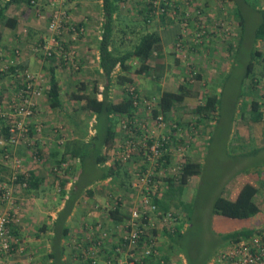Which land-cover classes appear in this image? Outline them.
<instances>
[{
  "label": "rangeland",
  "instance_id": "374dc122",
  "mask_svg": "<svg viewBox=\"0 0 264 264\" xmlns=\"http://www.w3.org/2000/svg\"><path fill=\"white\" fill-rule=\"evenodd\" d=\"M40 1L42 0L38 2ZM63 1L72 2V0ZM150 2H152L151 7ZM253 2L259 7L264 6V0ZM64 8L63 10L69 13L70 9ZM38 12L40 13V9ZM117 12L119 16L115 19L110 46L115 53L121 54L132 50L141 35L158 28L164 30L166 47L162 48L161 52L152 53L148 60L149 69L142 73L137 72L140 62L136 57L127 61V70L122 71L118 67L113 72L114 79L119 75H126L132 80L125 82L121 79H117V82L115 80L110 91L111 98L115 101L120 100L125 92L132 90L134 96H137L136 110L131 119L128 116H117L113 148L109 150L107 159L102 164V166H118L116 174L103 182H94V185L83 190L81 195L76 197V208L78 203L86 204V207L89 204L91 209L103 210L109 216L115 210L118 215H125L124 219L114 221L112 224L107 223V220L90 224V227H99L106 232L110 241L111 237L120 236L125 231L130 211L138 206L146 194L143 189L148 185L147 177H150L152 178L150 185L153 188L151 186L152 193L149 195L153 201L157 200L158 203L160 201L165 205L164 209L159 207L157 212H152V215L149 213V216H152H150L154 227L152 234L156 237L159 256L163 257L165 262L167 260L168 264H187V256L198 263L208 260L210 262L224 245L220 237L223 233L264 225V185L262 184L264 165L255 168L264 161V148L257 147L258 144L264 143V121H252L253 115L250 113L252 100H257L264 107V60L255 57L253 59L255 76L252 74L245 79L243 76L250 58L253 32L259 24L260 16L251 6L244 5L241 8L245 19L244 36L241 40L233 0H122ZM42 19L46 20V23L49 21V17L45 14ZM69 34L72 33L69 31ZM83 34L75 39L67 35V44L68 41H75ZM43 45L42 43L41 46H36L38 49H34L33 52L38 53L40 61L47 64L46 70L32 72L29 69H22V72L33 74L35 82L38 81L37 87L41 90V95L36 98L32 117L23 119L33 134L20 133L19 140L24 142V148L32 160H28L27 163L22 162L19 166L10 162L8 168L12 169L11 174L14 170L20 171L18 173H23L22 171L26 173L29 168L45 173V184L52 188H46V191L37 195H45V197L57 195V199H62L66 193H70L69 189L65 192L66 185H71L72 188L74 181L77 180L78 162L69 156L58 161L60 157L54 150L59 149L61 152L64 143L72 138L81 139L82 143L88 142L97 132L95 116L82 108L84 100L71 96L75 93L90 92L94 83L99 85L98 80L101 84L103 82L93 75L94 72L87 74L86 70H83L82 58L73 45L66 49L75 51L74 61L68 63H64L57 55L45 56ZM237 45L239 51L235 54ZM255 48L263 50L264 43L257 40ZM13 54L16 55L18 52ZM0 57V66L6 65L5 70L0 71V102L2 103L11 101L14 90L17 86L23 85V74L18 75L16 72L18 68L11 69L17 64L2 62L6 57L1 50ZM50 66L54 67L60 86L61 109L51 108L44 94ZM163 85H170L173 87L172 90L176 91L183 86L191 94L182 101L175 102L167 113H162L159 111L158 102ZM6 89L7 94H4ZM208 94H216L218 97L215 114L208 110H196L197 105L205 102ZM99 96L97 94V97ZM3 104L7 115L11 110L7 103ZM123 121L127 123L125 128ZM15 122L10 116L0 120V136H4L2 128L5 125ZM129 125L132 127V134H129L131 129ZM144 134L147 136L145 140L142 139ZM257 134L259 139L256 142ZM162 136H169L166 159L163 157L158 161L155 157H151L147 160L136 152L127 160L118 158L117 149L121 141L133 138L139 142V146L143 144L149 146ZM102 151L105 153L104 148ZM188 159L200 162L201 171L199 174L191 175L186 183H182L180 166ZM157 163L161 165L159 169L156 168ZM245 169L254 175L256 183L260 186L254 198L261 214L243 221L212 214L214 199L221 193L224 196L229 194L236 179L239 178L234 176ZM11 174L10 201L13 202L14 199L20 202L15 195L24 190L29 192V187L19 184L15 178L12 180ZM169 179L172 183H169ZM4 183V181L0 182V188L8 189ZM134 183L140 185L135 187ZM109 184L114 187L113 191H109ZM1 199L0 195V212L8 211L7 206L10 204ZM32 202L31 199L26 205L20 202L19 210L24 213L26 208L32 207ZM185 205L192 214L191 224L187 218ZM162 212L170 214V218L164 219ZM18 215L16 227H21L23 215ZM75 215L79 218V209ZM177 223H180V230L183 227L185 232L179 239L178 246L176 245V251L173 253L174 248H170L173 244L161 236L167 245L164 247V253H160L161 237L157 236V232L171 233L176 229ZM33 224L30 223L31 227ZM30 225L29 223L24 225L21 239L14 236L13 249L4 255L8 257L5 260L1 259L0 264H17V261L18 264H33L32 259L26 257L27 254L24 256L19 251V248L25 246L27 249L30 243L27 240L33 235ZM105 225H108V228ZM188 225L191 227L188 228ZM95 235L98 236L99 231L91 230V234L84 240V242L89 241L87 246L79 240L81 248L93 246Z\"/></svg>",
  "mask_w": 264,
  "mask_h": 264
},
{
  "label": "trees",
  "instance_id": "16d2710c",
  "mask_svg": "<svg viewBox=\"0 0 264 264\" xmlns=\"http://www.w3.org/2000/svg\"><path fill=\"white\" fill-rule=\"evenodd\" d=\"M15 0H7L5 1L4 5L0 7V23L3 22L5 25L9 27H14L16 25V19L12 17H8L5 15L4 11L10 2ZM27 4L39 7L40 9V2L39 0H24ZM122 0H102V20H101V38L98 44L99 50V67L102 70V75L104 77L103 88L99 91V85L94 83L91 87L90 92H83V93H75L71 97L78 98L79 100H84V105L82 108L87 112L94 114L95 116V126L97 132L91 136L88 142L82 143L81 139L72 138L67 140L63 147L62 151L60 152L59 149L54 150L55 153L60 157V159H64V157L69 156L72 159H75L78 163L76 168L79 169L77 173V180L76 184L71 188L70 195L68 196L62 210L59 212L58 218L55 222V232L52 238L53 245L55 246L56 250L50 256L59 262L60 260V253H62V246H61V235L65 236L67 233V228L64 227L65 219L67 217V213L72 209L75 204L76 197L80 194V189L84 188V183L89 185L94 180H102L108 177H111L113 173H116V167L118 166H102V164L106 161V156L109 150L113 148L114 140L116 137V120L117 116L123 115L128 116L129 119L133 117V112L136 110V106L133 103V98L130 96L128 92L122 96L120 100H112L109 96V89L111 83L115 80L116 82L121 79L122 82L131 81L130 77L126 75H119L118 78H113V72L115 68L118 66L120 70L125 71L128 69L127 61L132 58L136 57L139 62L140 66L137 69V72L142 73L145 70L149 69L148 60L152 53L160 52L161 50V41L160 36L156 31H148L145 32L143 35L140 36L139 41L134 46V48L130 51L117 54L110 48L112 32H113V20L114 15L118 10L119 3ZM236 2V9L235 15L236 19L239 24V38L242 40L245 28V19L242 15L241 9L238 5V1ZM150 7L152 2L149 3ZM162 5H164L162 3ZM164 7V6H163ZM61 10V9H57ZM54 10L48 15L49 21L52 19L53 14L57 11ZM255 13L259 14L260 20L259 24L256 26L252 36V46L250 47V58L246 67L244 69V79L247 78L249 75L255 76L253 71V59L260 55L259 51L255 48V43L257 40L264 41V8L262 9H253ZM69 15V18L62 17V22L66 20L65 24L73 23V19L71 15L66 11ZM48 21V23H49ZM48 23H47V33L48 30ZM81 25V24H80ZM65 29L62 30V36L65 38L67 34L64 32ZM49 37V35L47 36ZM46 37V38H47ZM43 38V37H42ZM38 40L37 46H41L42 43L45 45L46 38ZM69 44L65 43L63 46L62 53H65L66 48ZM239 51L238 45L235 47V54ZM55 56V55H52ZM51 56V57H52ZM61 60L62 55L60 56ZM14 69V66L11 68ZM118 79V80H117ZM256 84V81L254 85ZM173 87L170 85H165V89L160 95L159 98V111L162 113H167L170 111L175 102L182 101L186 96H189L191 92L187 90L185 87H180L177 91L172 90ZM73 93V92H72ZM101 93L102 97L98 99L97 94ZM44 94L47 97L49 102V106L51 108H62V103L60 99V86L55 74V69L53 66L49 67V78L47 82V86L44 89ZM217 101L218 97L216 94H208L206 95L205 102L202 105H197L196 110H208V112H213L215 114L217 108ZM245 104V103H244ZM260 102L257 100L251 101V109L250 113L253 115L252 120H260L262 118V112H260L259 108ZM156 114V111H154ZM0 120H4V117H0ZM9 127L10 125H5L2 128V133L4 134L5 139L9 138ZM29 127V126H28ZM30 127L27 131L28 135L33 134V131H30ZM104 148L105 153L102 151ZM53 152V153H54ZM165 159L167 156L164 157ZM60 163V162H59ZM118 162L115 161V164ZM118 165V164H117ZM161 165H158L156 168L159 169ZM75 168V169H76ZM201 171V165L199 162H194L190 159L185 160V162L180 166V180L182 183H186L188 178L191 175L199 174ZM34 174L30 173H19L15 176V180L19 181L22 185L28 186L29 190L33 189L36 184H38L39 180L35 182ZM80 183V185H79ZM169 183L172 181L169 179ZM84 185V186H83ZM264 185V184H263ZM259 188V185L251 178V177H243L240 178L231 189L229 194L224 196L222 193L219 194L212 203V214L221 215L227 218L233 219H248L252 218L258 214H261L260 208L255 201V194ZM91 194V192H90ZM64 192L62 193V196ZM63 198V197H62ZM157 204L158 201L155 200ZM154 201V202H155ZM158 206V205H157ZM163 208L165 205L162 203L159 204L158 208ZM187 211V218L189 223L191 224V211L187 209V205H185ZM10 214H13L11 210H8ZM117 210L112 212V215L116 218L117 217ZM20 214V213H19ZM19 218V216H18ZM18 221L14 222V217L11 216L10 223L8 228L13 236V232L17 231L14 224H18ZM13 227H15L13 229ZM61 227L62 231H58ZM191 225H188V228ZM183 228V227H182ZM180 230V223L176 224V229L173 232H166L168 240L173 244V247L176 245L178 246L179 239L183 236L184 232L182 229ZM187 228V227H186ZM264 230V225L252 227L248 229H241L235 230L232 232L223 233L220 237L224 242V245L217 251L219 252L222 248H224L227 244L231 241L240 240L242 238H247L254 233H261ZM62 234H60V233ZM14 237V236H13ZM18 237V236H17ZM14 243V241H13ZM87 246V245H86ZM182 253V252H181ZM217 254V253H216ZM215 254V255H216ZM4 256V255H3ZM186 257V256H185ZM187 264H208V261L203 263H198L197 261L192 260L189 256L186 257ZM152 261L151 263H153ZM167 262V260H166ZM64 264V261L61 262ZM168 264V262L166 263Z\"/></svg>",
  "mask_w": 264,
  "mask_h": 264
},
{
  "label": "crops",
  "instance_id": "0c3cea01",
  "mask_svg": "<svg viewBox=\"0 0 264 264\" xmlns=\"http://www.w3.org/2000/svg\"><path fill=\"white\" fill-rule=\"evenodd\" d=\"M5 1L7 0H0V7L4 5ZM238 1H239L238 5L240 9L244 5L247 7L251 6L253 9L264 8V6L259 7L258 5H255L253 2L254 0H238ZM40 4H41L40 13L41 14L44 13L46 17L50 15V13L54 10H57L60 8L63 10L64 7H67L70 9L69 13L73 21L75 23L78 22V24H81L84 26L85 31H84L83 36L79 37L75 41H72V40L68 41L69 47L73 45L78 50L79 56L82 58L83 63L81 62V64L84 68L83 70H86L87 74L94 72L93 75H95L96 78L102 79V82H104L102 70L99 67V50H98V44L101 38L100 32H101V20H102V0H75V1L72 0V2H66V3H64L63 0H42L40 1ZM234 6L236 9V6H237L236 2H234ZM38 10L39 9H37L36 6L29 5L24 0L12 1L10 2V4L7 5L4 13L8 17L15 18L16 25L14 27H9L5 25L3 22L0 23V50L2 51V54H5V57H6V59L3 58L6 61L2 59V62L3 63L5 62V64L6 63L17 64L14 66V70L18 68V70L16 71L18 72V75L23 73L22 69H29L32 72H38L40 70H46V67H47V64L40 61L41 58L39 54L38 53L36 54V52H33L34 48L37 46L36 44L39 43L38 42L39 38L43 37L42 39H44L48 35L51 34V32L47 33L46 20L42 19L44 18V14L41 15L38 12ZM118 16H119V13L117 12L114 15L113 26L114 24H116L115 19H118ZM151 31H156L160 36V41H161L160 52H161L162 48L166 47V41H165L166 36H165L164 30L158 28V29H153ZM258 42L264 43V41L262 40H258ZM20 50L21 51L23 50L24 52L22 53ZM257 50L260 53V55L257 57L262 58V61H263L264 60V55H263L264 48L263 50L261 49H257ZM17 52L18 54L16 55L13 54ZM7 53H8V57H7ZM16 61H18L19 63H17ZM3 66H6V65H3ZM117 68L118 66L115 68L114 71H116ZM98 82H99V91H101L103 88V84H101L99 80ZM112 84L113 83H111V86L108 92L110 98H111L110 91H111ZM164 89H165V85H163L162 87V90L160 92L161 94L164 91ZM4 94H7V89L4 91ZM98 94L100 95L98 99H100L102 95L101 93H98ZM111 99L113 100V98ZM259 108H260V112H262V118L260 120H252V121H264L263 119L264 118V107L262 104H260ZM258 139H259V134L256 135V139H255L256 142ZM6 140L7 139H5L4 136L2 135L0 136V182L4 181L6 183V186H8V189L10 190L11 189L10 183H12V181H9V176L12 172V169L8 168L10 165V162H12L15 166H19L20 163L22 162L27 163L28 160H32V159L31 157H29L26 149L24 148V144H23L24 142L22 143V141H19V143L10 144V143H7ZM257 147L259 149L264 148V143L258 144ZM51 154H53V151L51 152ZM17 160L19 161L18 164L15 163V161ZM260 165H264V161H262L257 166H255V168H257ZM18 172L20 171H16V170L13 171V173L11 174L13 176L12 180H14L15 174ZM22 172L25 173V171H22ZM27 172L28 173L32 172L34 175L36 174L34 176V179H36L35 182L39 180L38 184H36V186H34L33 189H30L29 192L27 191L24 192L25 191L24 190L18 193V195H15V194L14 195L17 199H19L21 203L24 202V205L27 204L29 199L33 200L32 203L34 204V206L32 204V207L26 208L25 212L23 213L22 211L19 210L20 202L14 201L13 199V202H14L13 203L12 201H10V198L9 200L1 199V201L7 204H10L9 206H7L8 210H12L15 207V209L17 208L16 210H18V213H20V215H23L22 223H21L22 226L16 227L17 224H14L16 229L17 228L18 229L17 231L13 232V236L15 237L18 236L21 239L22 238L21 234L24 232L23 231L24 225L27 223H29L30 225L31 222L34 223L32 227L30 225V229H33V235H32V238H27V240H29L30 242L27 245V249H26V246L24 248H19V251L21 252V254L23 253L24 256L27 254L26 257L28 259H32L33 264H62L61 263L62 261H64V264H89V260H90L89 255H91V253L87 250V248L86 249L81 248V246L79 245L80 244L79 240H81L84 245L88 244L89 241L84 242V240L91 234V230L99 229V227H96V228L90 227V224L95 221H103V220H107L106 221L107 223L110 222L112 224L114 223V221L116 222L117 220L124 219L126 216L117 215V217L115 218L112 215V213L109 216L103 210H99L95 208L91 209L89 204H88V207H86V204L83 205V204L78 203L77 204L78 208H76V203H75L72 209L67 213V217L65 219L64 227L67 228V233L65 236L61 235L62 253H60L61 262H59L56 260V258L53 259L50 256L56 250L55 246L53 245L52 238L53 236H55L54 233H56L55 232V226H56L55 222L69 194L66 193L62 199H59V198L57 199V195H51V196L49 195V197L48 196L45 197V195H37L39 192L46 191V188H50V187L52 188V186L47 187L48 184H45L46 183V180H45L46 177H44L45 173L35 171L34 169H31V168H29V170L26 171V173ZM114 174L116 173H113V175ZM237 176H239V178L236 179L235 183L240 178L248 177V176L251 177L255 181L253 177L254 175H252V173H249L247 169L242 170V172H238L234 176V178ZM108 178L102 179V180H94L89 185H86L84 183L85 186L83 185L84 188L80 189L81 191L79 194L81 195V192L83 190L94 185L93 184L94 182L96 183L103 182L107 180ZM74 184H76V181H74ZM262 184H264L263 181H262ZM110 186L111 184L108 185L109 191H113L114 187L113 186L110 187ZM68 189L71 190V185L67 184L65 187V192H67ZM105 195L106 194L104 192L103 194L104 198H105ZM101 204H103V202H101ZM103 206H105V204ZM77 209H79V212H80L79 218L75 215V212L77 211ZM230 219L243 221V220H249L250 218L248 219L230 218ZM105 226L108 228V225H105ZM15 227H13V229ZM58 231H62L61 227L59 228ZM160 232L159 231L157 232V236L158 237L163 236L166 239L167 238L166 233L164 231H162L161 233ZM165 239H162V237L160 239V247H161L160 253H164L165 251L164 247L167 245L165 242ZM23 240L24 242H26L25 238H23ZM118 241H119V235L111 237L110 241L108 240L104 241L105 242L104 246L102 245L101 247L98 245L94 246L93 254L96 255L97 257L96 259L99 261V264H117L118 260H121L123 258L122 253H117L114 251V247L117 246ZM167 242H168V238H167ZM106 243L108 245H106ZM69 244H70V247H69ZM170 248L171 249L174 248L172 251L174 253V251H176L175 249H177V246L175 247L170 246ZM7 257L8 256H5V257L3 256L1 257V259L5 260ZM11 258H14V257L11 256ZM12 262L13 261H11V263ZM17 264H18V261H17Z\"/></svg>",
  "mask_w": 264,
  "mask_h": 264
},
{
  "label": "built area",
  "instance_id": "2783aa9c",
  "mask_svg": "<svg viewBox=\"0 0 264 264\" xmlns=\"http://www.w3.org/2000/svg\"><path fill=\"white\" fill-rule=\"evenodd\" d=\"M62 17L69 18V15L65 10H57L53 14L52 19L48 23V30L51 34L46 38V43L43 45L42 49L45 56L51 57L52 55H57L60 58L62 55V59L68 63L72 60L74 61L75 51L72 49L68 51L66 50L65 53H62L63 46L67 43V40L62 36V30L65 29L64 32L75 39L80 34L84 33L85 28L75 22L65 24L66 20L62 22ZM69 31L72 34H69ZM34 49L37 50L38 47H35ZM77 67L78 65H76V68ZM5 68V66H0V71H4ZM22 74L23 85L21 87L17 86L11 101L0 102V117L9 118L10 116L13 121H16L9 127L10 134L6 142L10 144L19 142L21 137L20 133L22 135L27 133L28 127L23 122V119L32 117L36 105V98L41 95V90L37 87L38 81L35 82L36 79H34L35 77L33 74H30L27 71H24ZM128 92L132 95L133 103L136 105L137 96H134L132 90H128ZM3 103H7L11 110L7 115L3 109ZM4 114L6 116H4ZM123 127H127L126 121H123ZM130 127L131 126L129 125V128ZM129 134H132V127ZM146 138L147 136L144 134L142 139L145 140ZM167 139L169 140V136H162L149 146L144 144L139 146V142H136L133 138H127L124 141H121L118 146V158L127 160L132 154H134V152H137L142 155L144 159L149 160L151 157H155L159 161L165 157ZM15 163L18 164L19 161L17 160ZM158 165L160 164L157 163L156 166ZM150 179L152 178L147 177L146 182L148 185L143 189L146 194L142 197L138 206L130 211V217L126 223L125 231L120 234L117 246L114 247L115 252L122 253L123 255V258L118 260L117 264H166L164 258L160 257L158 254L156 249V237L152 234L154 227L151 221V215L153 214L152 212L158 211V207L149 195L152 193V185H150L152 180ZM138 185L140 184H133L135 187ZM0 195L4 200L9 199L11 197V191L5 187L0 188ZM14 209L15 207L11 210L13 214H10L9 211L0 212V259L3 255L8 254L13 249V241H15V239L12 236L8 225L11 216L14 217V222L18 221L19 213L18 210H16L17 208ZM149 213H151V217L149 216ZM162 215L164 216V219L167 217L170 218V214L168 213L162 212ZM98 231L99 235H96L93 246L87 248L91 253V255H89V264H99L96 255L93 254L94 245L97 244L100 247L101 245L104 246V241L108 240L106 232H103L102 229H98ZM153 259L154 262L151 263ZM208 264H264V230L261 231V233H254L247 238L231 241L217 252Z\"/></svg>",
  "mask_w": 264,
  "mask_h": 264
}]
</instances>
